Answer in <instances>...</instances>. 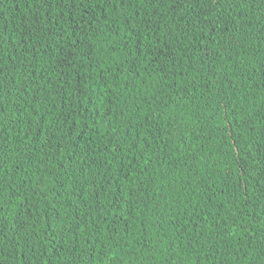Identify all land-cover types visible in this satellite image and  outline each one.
<instances>
[{
	"label": "trees",
	"instance_id": "trees-1",
	"mask_svg": "<svg viewBox=\"0 0 264 264\" xmlns=\"http://www.w3.org/2000/svg\"><path fill=\"white\" fill-rule=\"evenodd\" d=\"M0 264H264V0H0Z\"/></svg>",
	"mask_w": 264,
	"mask_h": 264
}]
</instances>
